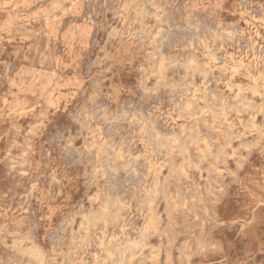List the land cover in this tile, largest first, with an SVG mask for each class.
<instances>
[{
  "label": "rangeland",
  "instance_id": "374dc122",
  "mask_svg": "<svg viewBox=\"0 0 264 264\" xmlns=\"http://www.w3.org/2000/svg\"><path fill=\"white\" fill-rule=\"evenodd\" d=\"M0 264H264V0H0Z\"/></svg>",
  "mask_w": 264,
  "mask_h": 264
},
{
  "label": "bare ground",
  "instance_id": "6f19581e",
  "mask_svg": "<svg viewBox=\"0 0 264 264\" xmlns=\"http://www.w3.org/2000/svg\"><path fill=\"white\" fill-rule=\"evenodd\" d=\"M189 18V17H188ZM232 35V34H231ZM214 36V35H213ZM223 37V36H222ZM162 40V39H161ZM160 42V41H159ZM60 52V51H59ZM67 56V55H66ZM261 63V62H260ZM236 108V107H235ZM241 109V108H240ZM219 181V180H218Z\"/></svg>",
  "mask_w": 264,
  "mask_h": 264
}]
</instances>
